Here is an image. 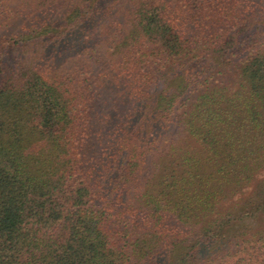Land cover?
Segmentation results:
<instances>
[{"label":"trees","instance_id":"obj_1","mask_svg":"<svg viewBox=\"0 0 264 264\" xmlns=\"http://www.w3.org/2000/svg\"><path fill=\"white\" fill-rule=\"evenodd\" d=\"M0 264H264V0H0Z\"/></svg>","mask_w":264,"mask_h":264}]
</instances>
